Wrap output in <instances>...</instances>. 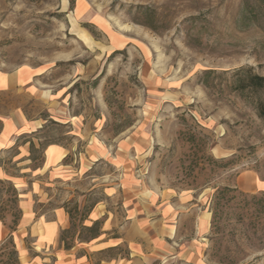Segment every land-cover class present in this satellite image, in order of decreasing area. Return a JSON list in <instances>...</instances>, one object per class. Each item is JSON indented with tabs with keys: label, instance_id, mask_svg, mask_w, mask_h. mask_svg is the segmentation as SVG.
Returning a JSON list of instances; mask_svg holds the SVG:
<instances>
[{
	"label": "rangeland",
	"instance_id": "374dc122",
	"mask_svg": "<svg viewBox=\"0 0 264 264\" xmlns=\"http://www.w3.org/2000/svg\"><path fill=\"white\" fill-rule=\"evenodd\" d=\"M249 73L264 0H0V261L264 264Z\"/></svg>",
	"mask_w": 264,
	"mask_h": 264
},
{
	"label": "trees",
	"instance_id": "16d2710c",
	"mask_svg": "<svg viewBox=\"0 0 264 264\" xmlns=\"http://www.w3.org/2000/svg\"><path fill=\"white\" fill-rule=\"evenodd\" d=\"M248 85L251 87L255 88H262L264 90V76L259 75V74H254V73H249L248 74ZM257 111L260 116L264 117V99L258 102L257 104ZM232 188L230 187H224L218 191H216V194L214 198H221L224 194L231 193ZM69 213V211H67ZM71 219H73L72 216H70ZM15 222L13 221L12 224L8 225L9 228V234L5 239H2V247H1V253H2V260L0 261V264H20L19 263V258H18V251L15 247L14 241H13V231L15 230L14 228ZM74 223L72 224V226ZM82 231H86L88 236L87 237H77L78 241H84V242H89L90 240L98 237L100 233V221L99 220H94L91 225L85 226L81 225ZM61 241L63 242L64 239L61 238ZM65 248H70L69 244L65 245Z\"/></svg>",
	"mask_w": 264,
	"mask_h": 264
}]
</instances>
